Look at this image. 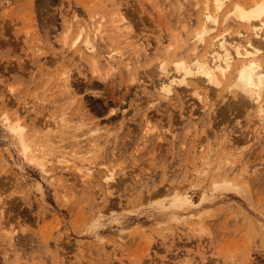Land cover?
Masks as SVG:
<instances>
[{
    "label": "rangeland",
    "instance_id": "374dc122",
    "mask_svg": "<svg viewBox=\"0 0 264 264\" xmlns=\"http://www.w3.org/2000/svg\"><path fill=\"white\" fill-rule=\"evenodd\" d=\"M203 8L0 0V264H264V115L229 93L235 65L219 88L158 68L198 55L217 64L222 49L210 40L193 52L189 40ZM119 12L125 36L112 30ZM101 19L96 44L121 59L95 69L83 47ZM222 29L232 56L264 43L233 18Z\"/></svg>",
    "mask_w": 264,
    "mask_h": 264
},
{
    "label": "bare ground",
    "instance_id": "6f19581e",
    "mask_svg": "<svg viewBox=\"0 0 264 264\" xmlns=\"http://www.w3.org/2000/svg\"><path fill=\"white\" fill-rule=\"evenodd\" d=\"M202 14L203 19L201 20V22H199V25H197L198 28L194 31V33L191 34L192 36L189 40L193 41L194 43L195 48H192L193 52H196L200 47L202 48V46L204 47L210 40L211 45L214 44L219 49H222V55L215 54L214 56V59L219 60L217 61V64L215 63L214 65H211L206 60L200 59L199 55V58L195 56L190 61H187L182 57H173L170 61H167L168 59L161 61L158 65L159 71L163 75H168L170 73V70H176L177 72L182 73L184 77L192 73L198 74L204 77V81L206 83L215 88H219L223 81L229 76V73L232 72L231 70L233 69V65H235L233 70L234 72L232 73V78L230 80L231 83L229 84V93L241 94V104H245L246 99L251 100L253 103L255 102L258 116H263L264 64L262 63V59L264 58H261V55L264 54V43H262V41L260 40L258 41L255 39H249L245 45H236L234 56H232L225 46L226 33L229 30H223L222 26L225 23H228L231 18H233L238 25H245V27H247V30H251L253 36H257L261 40L264 39V3L260 1L258 3H252L250 5L244 6L241 4L230 5L229 0H204V8ZM104 20L101 19L98 24L99 26L96 28L94 26H91L90 28L95 30L94 36L93 38L86 37L84 40L83 49L87 52L86 54L89 53V57L91 58V62L93 63L95 69H97V65L101 64L102 57L105 58L104 64L108 68L116 66L119 62L118 60L121 59V57L119 56L121 55V52H100V48L96 44L98 37L102 36V31L105 27ZM110 20L111 25L114 24V26H112V30L119 33L121 36H125L127 35V33H129L131 26L124 14L119 12ZM81 33H83V31ZM239 35H242V32H239ZM172 49V46H170L165 52L169 56H171ZM102 53H104V55ZM204 56H202L201 58H204ZM236 56L238 58L241 57V59H239V62L236 61ZM235 62L238 63L236 64ZM170 65L172 66V68H170ZM129 66L130 65L127 64L126 68H129ZM62 82L65 86L70 87L65 75L62 78ZM227 82L229 81L227 80ZM170 87V85H163L161 88V91L165 93L166 98H169L171 94ZM194 95L198 96L199 99L201 98V94L198 92H195ZM55 124L56 128L60 127L57 123ZM24 129L25 128H23L21 125L16 124L14 133L22 141V148L24 153L31 155L33 151L31 150L29 142H25ZM154 131L155 130L150 126L149 119H146L144 127L145 134L148 135ZM60 136L61 134L57 137ZM108 179L110 181L113 180V174L111 175V177H108ZM173 202H178V199L174 198Z\"/></svg>",
    "mask_w": 264,
    "mask_h": 264
}]
</instances>
